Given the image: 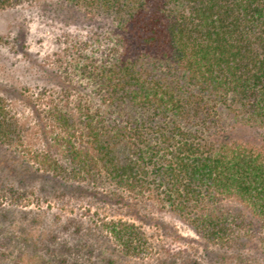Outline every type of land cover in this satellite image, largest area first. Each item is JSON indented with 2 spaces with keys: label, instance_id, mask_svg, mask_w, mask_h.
<instances>
[{
  "label": "trees",
  "instance_id": "trees-1",
  "mask_svg": "<svg viewBox=\"0 0 264 264\" xmlns=\"http://www.w3.org/2000/svg\"><path fill=\"white\" fill-rule=\"evenodd\" d=\"M51 1L90 25L64 70L79 96L50 107L55 142L34 151L0 98V144L66 183L155 193L211 246L264 257V144L237 134L264 130V0ZM103 225L125 254L145 250L134 223Z\"/></svg>",
  "mask_w": 264,
  "mask_h": 264
},
{
  "label": "rangeland",
  "instance_id": "rangeland-1",
  "mask_svg": "<svg viewBox=\"0 0 264 264\" xmlns=\"http://www.w3.org/2000/svg\"><path fill=\"white\" fill-rule=\"evenodd\" d=\"M88 26L87 16L58 1L0 9V98L20 121L28 149L55 142L50 107L79 96L64 70L75 63L69 48ZM237 134L264 144V130ZM110 220L134 223L144 235L143 253L125 254L105 231ZM0 264H264V257L255 242L211 246L155 193L137 199L105 182L66 183L0 144Z\"/></svg>",
  "mask_w": 264,
  "mask_h": 264
}]
</instances>
